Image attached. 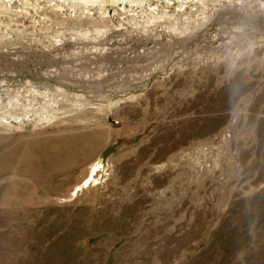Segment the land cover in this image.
Instances as JSON below:
<instances>
[{
	"label": "rangeland",
	"instance_id": "1",
	"mask_svg": "<svg viewBox=\"0 0 264 264\" xmlns=\"http://www.w3.org/2000/svg\"><path fill=\"white\" fill-rule=\"evenodd\" d=\"M0 264H264V0H0Z\"/></svg>",
	"mask_w": 264,
	"mask_h": 264
}]
</instances>
